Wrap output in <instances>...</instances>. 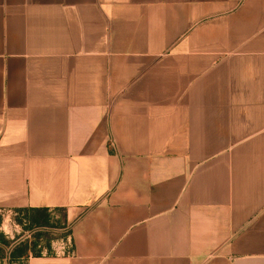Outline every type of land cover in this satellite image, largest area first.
I'll return each instance as SVG.
<instances>
[{
    "label": "crops",
    "instance_id": "1",
    "mask_svg": "<svg viewBox=\"0 0 264 264\" xmlns=\"http://www.w3.org/2000/svg\"><path fill=\"white\" fill-rule=\"evenodd\" d=\"M23 208L72 247L27 264H264V0H0Z\"/></svg>",
    "mask_w": 264,
    "mask_h": 264
},
{
    "label": "rangeland",
    "instance_id": "2",
    "mask_svg": "<svg viewBox=\"0 0 264 264\" xmlns=\"http://www.w3.org/2000/svg\"><path fill=\"white\" fill-rule=\"evenodd\" d=\"M62 213L52 215L53 226L31 228L23 212L18 210H0V239L4 238L9 244L2 243L0 264H27V256L16 261L11 260V253L16 247H25L42 254L63 255L71 246L69 235L62 222ZM72 251V247L70 248ZM35 252V251H34Z\"/></svg>",
    "mask_w": 264,
    "mask_h": 264
},
{
    "label": "trees",
    "instance_id": "3",
    "mask_svg": "<svg viewBox=\"0 0 264 264\" xmlns=\"http://www.w3.org/2000/svg\"><path fill=\"white\" fill-rule=\"evenodd\" d=\"M18 211L24 213L31 228H40V227H49V226L51 227L54 225L52 221V214L47 208H23V209H18ZM0 242L9 244V241H7L4 238H1ZM30 251H33L35 256L41 255V253L37 252L36 250H32L31 248H28V246H25L24 248L16 247L11 253V260L16 261L21 258H24L29 254ZM0 253H2L1 250Z\"/></svg>",
    "mask_w": 264,
    "mask_h": 264
},
{
    "label": "built area",
    "instance_id": "4",
    "mask_svg": "<svg viewBox=\"0 0 264 264\" xmlns=\"http://www.w3.org/2000/svg\"><path fill=\"white\" fill-rule=\"evenodd\" d=\"M71 245V244H70ZM70 248H71V246H69L68 248H67V251L66 252H63V254H71V250H70Z\"/></svg>",
    "mask_w": 264,
    "mask_h": 264
}]
</instances>
